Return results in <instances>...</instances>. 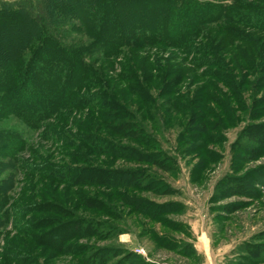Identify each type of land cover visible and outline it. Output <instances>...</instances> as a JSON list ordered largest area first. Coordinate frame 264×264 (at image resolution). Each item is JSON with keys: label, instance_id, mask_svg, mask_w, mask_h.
<instances>
[{"label": "rangeland", "instance_id": "obj_1", "mask_svg": "<svg viewBox=\"0 0 264 264\" xmlns=\"http://www.w3.org/2000/svg\"><path fill=\"white\" fill-rule=\"evenodd\" d=\"M199 2L227 10L205 39L125 51L38 125L0 118L20 143L0 152V264H264V0Z\"/></svg>", "mask_w": 264, "mask_h": 264}, {"label": "trees", "instance_id": "obj_2", "mask_svg": "<svg viewBox=\"0 0 264 264\" xmlns=\"http://www.w3.org/2000/svg\"><path fill=\"white\" fill-rule=\"evenodd\" d=\"M226 15V6L199 0L0 2V118L14 115L38 125L43 116L69 101L74 88H83L86 79L93 78L108 89L105 78L125 51L163 43L187 46L196 38L205 39L210 24L223 22ZM260 15L264 22V11ZM108 93H103L104 98ZM127 118L129 122L118 123L115 130L119 134L133 130L132 138L140 141L144 132L135 117L134 121ZM13 144L20 145L15 135H8L1 154ZM129 151L143 162L154 157L133 148ZM131 178L136 180L135 175ZM256 250L251 252L254 259L264 252L263 247ZM134 257L138 256L130 258Z\"/></svg>", "mask_w": 264, "mask_h": 264}, {"label": "built area", "instance_id": "obj_3", "mask_svg": "<svg viewBox=\"0 0 264 264\" xmlns=\"http://www.w3.org/2000/svg\"><path fill=\"white\" fill-rule=\"evenodd\" d=\"M137 253H138L139 255L146 256L145 249H143V248L137 249Z\"/></svg>", "mask_w": 264, "mask_h": 264}]
</instances>
